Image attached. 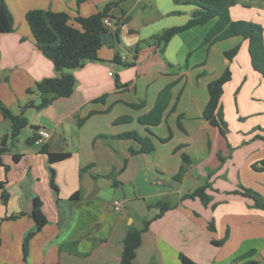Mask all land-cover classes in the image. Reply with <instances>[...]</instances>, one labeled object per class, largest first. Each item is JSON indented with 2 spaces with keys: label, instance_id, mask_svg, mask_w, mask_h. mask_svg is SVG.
Returning <instances> with one entry per match:
<instances>
[{
  "label": "crops",
  "instance_id": "0c3cea01",
  "mask_svg": "<svg viewBox=\"0 0 264 264\" xmlns=\"http://www.w3.org/2000/svg\"><path fill=\"white\" fill-rule=\"evenodd\" d=\"M5 1L22 14L14 31L0 33V104L15 114L30 100L40 101L28 88L63 74L37 47L26 21L29 10L65 11L76 23L77 16L111 3L119 33L106 39L98 60L72 70L77 83L71 96L24 109L29 125L15 141L11 120L0 108V144L7 134L12 144L0 163V181L10 195L4 204L0 188V264H121L129 229L143 230L146 220L151 223L142 232L135 264H186L182 254L195 264H264V209L233 192L240 185L259 190L264 184V171L252 167L264 159V139L257 137L264 134V77L252 66L248 41L235 36L205 43L214 18L175 35L162 51L153 37L190 20L198 6L187 0ZM230 14L264 27V0H236ZM235 46L239 53L229 60L225 52ZM125 53L128 60L116 61ZM227 67L233 75L222 96L229 123L223 135L203 111L209 82ZM168 85L171 97L161 122L141 123ZM34 126L51 136L29 142ZM130 131L149 136L155 149L138 152L139 141L117 137ZM44 147L70 156L51 162ZM183 165L187 172L176 179ZM207 181V205L183 198ZM34 194L47 223L25 253L24 239L36 225ZM116 200L122 209H115ZM161 202L171 208L158 216Z\"/></svg>",
  "mask_w": 264,
  "mask_h": 264
},
{
  "label": "trees",
  "instance_id": "16d2710c",
  "mask_svg": "<svg viewBox=\"0 0 264 264\" xmlns=\"http://www.w3.org/2000/svg\"><path fill=\"white\" fill-rule=\"evenodd\" d=\"M86 0H77L78 4ZM186 3L195 4L198 8L193 12L190 20L178 26H172L164 29L161 33L153 37L154 41L162 48H166L170 40L177 34L184 32L192 27L204 25L210 20L216 18L217 21L209 31L205 43L211 45L217 41L228 39L235 36H241L249 43V54L253 68L264 77V27L250 20H234L230 14V7L236 3V0H187ZM113 4H107L105 8L89 16H77L76 23L71 22V16L65 11H54L51 9H32L26 13V21L29 25L37 47L50 58L58 71H63L60 77H46L36 82L33 88H28V93L37 92L40 95V101L35 103L30 100L24 104L21 113L15 114L12 110L5 107L2 103L0 108L5 118L11 120V138L15 141L24 128L29 125L28 118L24 115V109L34 107L42 109L52 103L58 97H69L73 94L77 78L72 72L73 69L83 66L89 60L99 59V50L106 43V39L117 37L119 27L116 32L110 34L104 26V18L108 15L115 16L111 13ZM15 29V20L7 6L5 0H0V33L12 32ZM240 46H235L225 52L229 60H233L239 53ZM138 51V48H137ZM136 51V52H137ZM116 61L121 62V57L116 56ZM131 65V63L127 64ZM233 72L227 67L221 76L212 80L208 84L209 101L203 111V117L213 126L219 127L223 135L229 131L227 121L222 109V96L226 83L231 81ZM171 87L168 85L161 90L155 107L146 115L140 118L141 123L156 125L163 118V112L168 106L171 97ZM142 104H134V107H140ZM35 135L28 139L29 142H35L38 139L37 130L39 127L34 126ZM264 131V129H262ZM117 137L123 139H135L140 142L141 147L138 152H152L155 144L149 136H142L135 131L124 132ZM257 137L264 139V134ZM166 141L167 139H161ZM12 150V144L5 146L0 144V163L3 164L1 155ZM43 150L49 154L51 162L61 161L70 156L69 153L49 152L46 147ZM132 152H135L132 150ZM16 160L20 159L18 153L14 154ZM184 162L189 164L191 158L184 155ZM224 158H222L223 160ZM257 171H264V159L255 162L252 165ZM9 167L6 165V169ZM187 172V166L183 165L176 179H182ZM53 182V178H52ZM4 181H0V188L3 189L2 200L7 204L9 193L4 188ZM118 185V182H116ZM207 181L204 185L194 188L183 196V198H200L207 205L211 201V195L207 192L210 187ZM234 193L250 197L255 200V207L264 209V195L252 187L240 185L233 191ZM77 196V195H75ZM74 197V196H73ZM33 217L36 225L24 239V251L28 250L31 238L37 234L47 223L46 215L42 210V201L36 194L33 195ZM162 212L160 216L171 206L167 202H161ZM13 218L11 216L7 217ZM151 221H145L143 230L149 228ZM210 227L215 228L211 221ZM143 230L131 227L123 240L124 248L122 252L121 264H135L137 249L142 243ZM226 239L215 241L222 244ZM181 259L186 264H195L185 255Z\"/></svg>",
  "mask_w": 264,
  "mask_h": 264
},
{
  "label": "built area",
  "instance_id": "2783aa9c",
  "mask_svg": "<svg viewBox=\"0 0 264 264\" xmlns=\"http://www.w3.org/2000/svg\"><path fill=\"white\" fill-rule=\"evenodd\" d=\"M104 26L107 30H109V29L116 30L119 27L117 22L114 21V19L111 15H108L104 18ZM120 57L122 60H128L129 54L125 53V54L121 55ZM109 74L113 75V71H110ZM37 134H38V139H37L38 142L44 141L45 139H47L51 136V132L45 128H39L37 130ZM114 205H115L116 210L122 209V204H121L120 200H116L114 202Z\"/></svg>",
  "mask_w": 264,
  "mask_h": 264
},
{
  "label": "rangeland",
  "instance_id": "374dc122",
  "mask_svg": "<svg viewBox=\"0 0 264 264\" xmlns=\"http://www.w3.org/2000/svg\"><path fill=\"white\" fill-rule=\"evenodd\" d=\"M12 5H13V2H12ZM7 6H8V8L11 11V14L14 17V20H17V21L20 20L22 14L19 12V9L15 6L16 7V10L13 11L10 2L7 3ZM161 50L164 51V48H162ZM224 117H225V114H224ZM225 120L227 121V125H228V128H229V123H228V120H227L226 117H225ZM261 181H263V180H261ZM259 187H260V189L259 190L256 189V190H258L259 192H261L264 195V184H263V186H259Z\"/></svg>",
  "mask_w": 264,
  "mask_h": 264
},
{
  "label": "water",
  "instance_id": "95a60500",
  "mask_svg": "<svg viewBox=\"0 0 264 264\" xmlns=\"http://www.w3.org/2000/svg\"><path fill=\"white\" fill-rule=\"evenodd\" d=\"M8 138H9V134L6 135L4 140L1 142V145L5 146L7 144Z\"/></svg>",
  "mask_w": 264,
  "mask_h": 264
}]
</instances>
